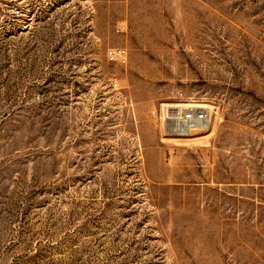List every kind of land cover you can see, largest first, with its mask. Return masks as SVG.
<instances>
[{
    "label": "rangeland",
    "instance_id": "374dc122",
    "mask_svg": "<svg viewBox=\"0 0 264 264\" xmlns=\"http://www.w3.org/2000/svg\"><path fill=\"white\" fill-rule=\"evenodd\" d=\"M0 264H264V0H0Z\"/></svg>",
    "mask_w": 264,
    "mask_h": 264
},
{
    "label": "built area",
    "instance_id": "2783aa9c",
    "mask_svg": "<svg viewBox=\"0 0 264 264\" xmlns=\"http://www.w3.org/2000/svg\"><path fill=\"white\" fill-rule=\"evenodd\" d=\"M107 58L111 62H118L121 64H127L128 62V54L125 48L109 49L107 51ZM115 84H117L116 81ZM178 99L179 100L176 102L160 103L158 107L153 109L154 116L165 125L171 122L174 125H180L177 127L181 128L186 127L195 120H205L209 117L205 109L193 110L186 108L183 104L190 103V101L182 92L179 93Z\"/></svg>",
    "mask_w": 264,
    "mask_h": 264
},
{
    "label": "bare ground",
    "instance_id": "6f19581e",
    "mask_svg": "<svg viewBox=\"0 0 264 264\" xmlns=\"http://www.w3.org/2000/svg\"><path fill=\"white\" fill-rule=\"evenodd\" d=\"M111 48H116L117 49V47H111ZM111 48H109V49H111ZM126 53H127V50H126ZM188 104L189 103H186V104H183V105L186 108H190V109H193V110L205 109L208 112V116L209 117L207 119H205V120H195L193 123L187 125L184 128L177 127V126H180V125H174L171 122L170 123H167L169 125H172V127H171L172 129H170V131H174V132H178V133H181V134H185V135L187 134V135H189V134H192V133L194 134L199 129L202 130V129L210 128V126H211V119H210V111H211V109L209 108L210 110H208V106H197L196 105L197 107H191ZM173 105H175V104H173ZM193 106H195V105H193ZM173 127H175V129H173Z\"/></svg>",
    "mask_w": 264,
    "mask_h": 264
}]
</instances>
